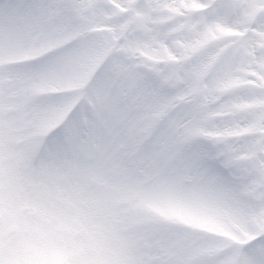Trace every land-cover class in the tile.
<instances>
[{"label": "snow or ice", "instance_id": "1", "mask_svg": "<svg viewBox=\"0 0 264 264\" xmlns=\"http://www.w3.org/2000/svg\"><path fill=\"white\" fill-rule=\"evenodd\" d=\"M0 264H264V0H0Z\"/></svg>", "mask_w": 264, "mask_h": 264}]
</instances>
